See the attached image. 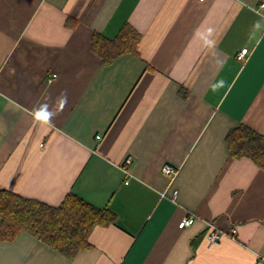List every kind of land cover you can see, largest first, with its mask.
Returning a JSON list of instances; mask_svg holds the SVG:
<instances>
[{
  "label": "crops",
  "instance_id": "crops-1",
  "mask_svg": "<svg viewBox=\"0 0 264 264\" xmlns=\"http://www.w3.org/2000/svg\"><path fill=\"white\" fill-rule=\"evenodd\" d=\"M262 3L0 0V189L115 216L73 258L27 231L0 239V264H264V169L226 141L242 124L264 135ZM126 24L137 53L104 62L94 34Z\"/></svg>",
  "mask_w": 264,
  "mask_h": 264
},
{
  "label": "trees",
  "instance_id": "trees-1",
  "mask_svg": "<svg viewBox=\"0 0 264 264\" xmlns=\"http://www.w3.org/2000/svg\"><path fill=\"white\" fill-rule=\"evenodd\" d=\"M140 34L130 25L122 27L114 39L95 33L92 48L110 62L124 52L137 53ZM226 141L233 157H248L264 169V135L247 125L229 131ZM0 239L12 240L27 231L58 252L73 258L89 248V235L99 224L115 221L107 208H98L74 193H68L58 206L0 189Z\"/></svg>",
  "mask_w": 264,
  "mask_h": 264
},
{
  "label": "built area",
  "instance_id": "built-area-1",
  "mask_svg": "<svg viewBox=\"0 0 264 264\" xmlns=\"http://www.w3.org/2000/svg\"><path fill=\"white\" fill-rule=\"evenodd\" d=\"M202 1V0H200ZM260 7L263 8L264 7V3L260 4ZM249 55V48L248 47H243L241 48L237 54H236V58L237 60L244 62L247 60ZM56 74H53V77H55ZM132 163V159L130 157L126 158L125 160V165H130ZM177 168L175 165L171 164V163H165L162 167V172L171 177L174 175V173L176 172ZM176 193V191L174 192ZM195 221V217L193 215L187 214L185 216L182 217V219L179 221L178 226L180 228H185L187 226H190L194 223ZM232 233L235 234L236 230L233 229ZM221 232L216 228V226L212 223V222H208V233H207V237H208V241L213 244V243H217L221 237Z\"/></svg>",
  "mask_w": 264,
  "mask_h": 264
},
{
  "label": "clouds",
  "instance_id": "clouds-1",
  "mask_svg": "<svg viewBox=\"0 0 264 264\" xmlns=\"http://www.w3.org/2000/svg\"><path fill=\"white\" fill-rule=\"evenodd\" d=\"M67 103L66 95L62 97L61 99V106L65 105ZM58 113H54L52 111H49L47 106H41L39 109L36 110L35 116L38 120L44 122V123H51L52 117Z\"/></svg>",
  "mask_w": 264,
  "mask_h": 264
}]
</instances>
